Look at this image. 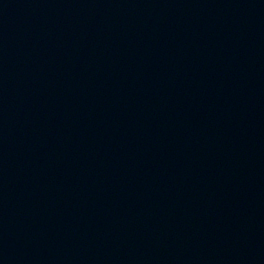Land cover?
<instances>
[{"label":"water","instance_id":"95a60500","mask_svg":"<svg viewBox=\"0 0 264 264\" xmlns=\"http://www.w3.org/2000/svg\"><path fill=\"white\" fill-rule=\"evenodd\" d=\"M0 264H264V0H0Z\"/></svg>","mask_w":264,"mask_h":264}]
</instances>
